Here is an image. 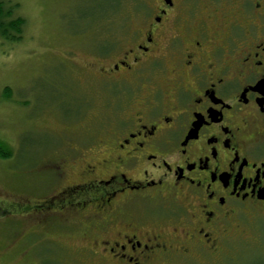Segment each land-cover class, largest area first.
Wrapping results in <instances>:
<instances>
[{
	"label": "flooded vegetation",
	"instance_id": "flooded-vegetation-1",
	"mask_svg": "<svg viewBox=\"0 0 264 264\" xmlns=\"http://www.w3.org/2000/svg\"><path fill=\"white\" fill-rule=\"evenodd\" d=\"M137 17L140 28L107 37L106 48L101 30L86 29L88 46L64 52L51 87L68 115L58 124L79 129V144L51 150L61 163L54 189L21 217L80 235L82 264L264 253V0H156ZM78 53L88 65L72 60ZM91 108L110 114L88 140ZM89 152L67 178V164ZM3 199L0 219L15 216Z\"/></svg>",
	"mask_w": 264,
	"mask_h": 264
},
{
	"label": "rangeland",
	"instance_id": "rangeland-1",
	"mask_svg": "<svg viewBox=\"0 0 264 264\" xmlns=\"http://www.w3.org/2000/svg\"><path fill=\"white\" fill-rule=\"evenodd\" d=\"M10 1L19 5L15 15L25 20V27L21 42L0 41V150L12 153L9 158H0V196L4 198L1 201L15 209V216L0 219V264H82L75 261L74 253L80 235L21 216L26 215V203L32 205L54 189L52 169L61 163L58 155L47 158L48 155L54 156L51 150L63 147L64 142L79 144V129V132L71 133L58 124L59 119H68V115L62 93L51 85L53 79L59 81L61 76L59 67L63 64L64 52L79 51L81 46H88L90 37L86 27L105 2ZM155 1L126 0L124 11L112 22L111 31H116L115 35L122 38L127 31L138 30L140 21L137 15L142 12L150 14ZM88 59L79 53L72 57L83 66L88 65ZM43 109L48 112L28 124V116ZM72 112L71 116H74ZM109 114L104 110L101 117L95 108L87 112L84 124L88 140H92L91 135L99 133L97 119L102 118L106 123ZM94 155L89 152L84 161L79 159L67 164V178L81 175L83 162L89 163ZM35 156L39 161L33 165L29 162ZM55 244H65L68 253L62 254ZM247 255L229 264H264V253L249 247Z\"/></svg>",
	"mask_w": 264,
	"mask_h": 264
},
{
	"label": "trees",
	"instance_id": "trees-1",
	"mask_svg": "<svg viewBox=\"0 0 264 264\" xmlns=\"http://www.w3.org/2000/svg\"><path fill=\"white\" fill-rule=\"evenodd\" d=\"M101 10L92 15L87 29L101 30L103 36L102 44L109 46L111 41L107 37H111L116 31L112 32L113 20L124 11V4L126 0H103ZM139 1L137 2V4ZM19 5L10 0H0V41L9 43H19L22 40L23 31L25 27V20L15 13ZM111 27V28H110ZM11 152L4 153L0 150V158L6 159L11 157Z\"/></svg>",
	"mask_w": 264,
	"mask_h": 264
}]
</instances>
